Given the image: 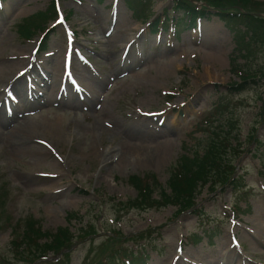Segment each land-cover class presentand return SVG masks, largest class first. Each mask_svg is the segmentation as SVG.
<instances>
[{"label":"rangeland","instance_id":"374dc122","mask_svg":"<svg viewBox=\"0 0 264 264\" xmlns=\"http://www.w3.org/2000/svg\"><path fill=\"white\" fill-rule=\"evenodd\" d=\"M51 1L4 0L0 5V79L13 75L11 81L18 80L14 75L21 69L26 73L25 63L36 65L38 73H30L38 83L43 81L41 76L48 83L45 89L25 74L20 90L1 110L12 112L6 116L10 124H0V200L7 203L12 217L37 220L41 230L49 233L67 226L77 233L87 223L100 233L113 228L127 236L148 228L160 230L150 238L148 264H216L221 256L223 264L229 260L230 264H264V118L259 109L264 47L255 46L249 55L238 49L232 33L216 16L202 18L196 29L170 24L152 34L123 0H57V11L65 20L38 18L44 26H32L37 18L31 15L45 10ZM257 1L262 4L256 8L264 13V0ZM143 3L145 12L158 14L160 20L166 11L175 15L173 0ZM139 7L134 2L133 10ZM116 20L127 23L123 31L129 44L117 41L113 51L103 44ZM143 25L145 30L140 28ZM214 28L219 30L216 34ZM44 29L49 30L44 38L47 49L37 50ZM23 30H28L29 39L21 35ZM208 52L221 55V67L214 77L205 73L211 66L205 56ZM10 55H22L25 60L11 63ZM234 63L256 74L246 89L236 92L230 90L239 80ZM138 72L157 85H146ZM2 82L0 87L9 84ZM55 82L64 92L54 94L63 99L45 104L43 97ZM40 89L45 94L36 100ZM218 97L226 105L223 110L213 106ZM16 119L39 132L30 133L23 142L16 140L12 132ZM5 121L0 112V122ZM208 124H223L222 132L226 130L231 138L228 152L243 148L238 157L233 151L227 157L243 175L238 191L230 186L211 191L212 181L196 188L197 207L210 220L203 219L201 226L195 212L175 216L176 207L168 204L144 211L115 207L118 200L136 197L129 179L133 174H155L159 182L153 184L154 196L162 194L176 161L203 153L211 137L201 128ZM255 133L260 145L248 142ZM164 139L169 142L159 159L116 164V155L107 164L110 154L124 151L125 140L154 144ZM237 199L248 210L235 216L230 205ZM206 223L216 235L190 244L187 238L195 232L199 235ZM95 238L96 243L100 237ZM10 240L5 225L0 231V264L2 258V264H56L51 262L53 255L47 258L51 263H33L35 256L32 260L24 257L34 255L28 250L15 256ZM71 248L59 264H67V259L68 264H89L97 256L90 240H73Z\"/></svg>","mask_w":264,"mask_h":264},{"label":"trees","instance_id":"16d2710c","mask_svg":"<svg viewBox=\"0 0 264 264\" xmlns=\"http://www.w3.org/2000/svg\"><path fill=\"white\" fill-rule=\"evenodd\" d=\"M133 7L134 2L142 3V0H127ZM206 3L202 9L195 10V6L189 0H175V9L184 11L186 17L190 19V25L195 23V15L205 16L206 13L212 12V15L220 18L226 27L233 32L234 40L238 49L246 54H250L255 46L264 45V16L259 14L261 11L256 8V5H261L262 2L254 0H202ZM54 7V4H51ZM210 7L213 11L206 9ZM136 15H143V9H137ZM53 12L45 11L36 13L37 17L45 18ZM186 22V20H184ZM38 21L32 23L35 24ZM157 28L153 25V30ZM242 71V70H241ZM244 71V70H243ZM245 70L244 75H241V82L234 83L231 87L234 91H241L247 87L248 82L254 81L255 75ZM264 77V70L261 72ZM224 108L223 105H220ZM261 114L264 116V98L261 105ZM226 126L228 124H225ZM223 129V124H215L210 128L211 139L207 142L203 153L200 155L195 153L193 157L188 155L182 156L179 163L173 168V171L168 182L170 192L162 190V196L158 200L152 197V187L148 179L138 176H131L130 182L137 188L138 195L135 200L127 203L128 207L145 208L150 205H166L175 204L179 208H188L193 204L195 190L200 183L212 181L219 184H226L231 181L233 166L230 164L228 154L233 151H227L230 146V134ZM227 155V156H226ZM237 181L240 183V177L234 178L232 183ZM0 200V205H3ZM4 208L0 207V229L7 225L11 227L13 239L12 244L16 249L15 256L22 255V252H28L34 255H24L27 260L37 259L42 254L47 252H61L63 249H68L72 245L73 232L67 227L58 228L54 233H49L41 230L39 221L27 218L22 221L12 223L9 215L5 213ZM92 227V226H89ZM93 231V230H91ZM86 230L82 228V234L79 237L84 239ZM84 236V237H83ZM46 237L47 240L41 242L40 239ZM64 256L67 253L63 254ZM145 253L142 247L138 249H126L121 247V244L116 239H109L99 244L97 253V264H145ZM25 260L24 258H22ZM104 260V261H102ZM60 261L59 263H62ZM58 263V264H59Z\"/></svg>","mask_w":264,"mask_h":264},{"label":"bare ground","instance_id":"6f19581e","mask_svg":"<svg viewBox=\"0 0 264 264\" xmlns=\"http://www.w3.org/2000/svg\"><path fill=\"white\" fill-rule=\"evenodd\" d=\"M123 19V17H120ZM127 26V23L125 24H119V22L116 20L114 21L113 25H112V30L113 33H111V35L109 36L108 40L105 41V43L103 44L105 46L106 49H112L113 51L116 47V42L117 41H123L124 44L127 43L129 44V40L127 38H125V32L123 31V27ZM142 30L144 29V26L140 27ZM139 29V30H141ZM217 29V28H216ZM214 28V33L216 34ZM218 30V29H217ZM219 31V30H218ZM212 34V33H211ZM107 45V46H106ZM108 45L110 46L108 48ZM22 54V53H20ZM205 56L207 57L208 62L211 63V66H207L205 69V73L209 76V77H214L215 72H217L220 67H221V55H215L214 52H208L207 54H205ZM10 60H13L11 63L15 62V63H19L22 62L23 59L25 60L24 56L22 55H10L9 58ZM126 59H124L125 61ZM2 63V62H0ZM23 67L27 68V70L25 71L26 73L23 72V69L19 70L14 76L17 75V79H14L13 81H11L13 79V75L11 78H8L7 76L6 79H4L5 77L1 78L0 80H2L3 85H5L6 83H9L5 86H1L0 87V112L3 115V118H6L7 121L5 122H0V124H2V126L7 127L6 124H10L8 121L9 119L6 117H11V111H1L3 109V106L6 105V103L9 104V101L12 99L13 94H17L16 90H20V80L23 76H25L26 74V79H33L35 80V82L37 81V79H34V76L30 73L31 71L37 72L38 73V69L36 67L35 64L30 65L29 67L24 63ZM172 70L176 69V64H172L171 65ZM49 67L45 68L43 71L46 73V71L48 72ZM138 74L140 75L141 79L143 80V82L148 85V86H152V85H157L151 78L147 79V75H144L142 72H138ZM138 75V76H139ZM41 78H43V81L41 80L42 83H38V85L42 84V87L46 89V84H48L46 82V78L45 76H41ZM11 81V83H10ZM19 82V83H18ZM19 87V88H18ZM50 93L48 92L47 96L43 97V95L45 94V90L44 89H40L38 95L35 97V99L37 100L38 97H43L46 100L45 104L51 105L57 101H60L63 99V97H56L54 92L60 93L62 94L64 92V89L61 88L59 86V84L57 82H55L51 87H50ZM26 100L31 103V99L30 97H26ZM36 100H33V102H37ZM57 120V117H55L53 119V123H55ZM17 121V123L14 125V127L12 128V132L14 134L15 139L18 141L23 142L24 140L28 139L26 138L27 135H29L30 133H37L39 132L38 129H35L33 126H23L22 125V121H18L17 119L15 120ZM24 122V121H23ZM46 123L48 122L47 120L45 121ZM14 141V140H13ZM169 141L167 139H164L163 141L160 140L154 144H149V143H130L129 140H125L123 142V144H125V147L122 145L123 148V152L120 150V153L118 155V152L115 151L113 152V154H110L109 157L106 159L107 164H109V160L110 159H114V157L116 156L115 160H113L116 164L118 162H135V163H148L151 162L152 160L155 159H159V156L162 155V153L165 151L166 148V144ZM222 257V256H221ZM221 257L217 259L216 264H223L221 261ZM177 260H179V258H177ZM230 261V260H229ZM227 261L225 264H230V262ZM232 263V262H231ZM181 264H186V263H181ZM188 264V263H187Z\"/></svg>","mask_w":264,"mask_h":264}]
</instances>
